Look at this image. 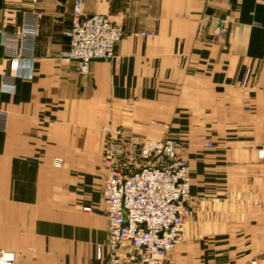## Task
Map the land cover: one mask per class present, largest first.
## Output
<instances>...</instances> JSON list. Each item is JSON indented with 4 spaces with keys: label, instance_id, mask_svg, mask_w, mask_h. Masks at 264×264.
<instances>
[{
    "label": "crops",
    "instance_id": "obj_1",
    "mask_svg": "<svg viewBox=\"0 0 264 264\" xmlns=\"http://www.w3.org/2000/svg\"><path fill=\"white\" fill-rule=\"evenodd\" d=\"M74 3L0 0V250L17 248L15 264H102L96 245L107 243L108 218L98 167L110 121L187 144L193 195L244 191V200H214L235 208L228 237L264 239V0H83L85 15L105 14L126 32L116 56L87 73L60 57ZM8 7L15 25L40 14L33 60L23 62L32 74L15 77L14 92L2 86ZM14 238L27 241L18 247ZM253 249L230 262H246Z\"/></svg>",
    "mask_w": 264,
    "mask_h": 264
},
{
    "label": "built area",
    "instance_id": "obj_2",
    "mask_svg": "<svg viewBox=\"0 0 264 264\" xmlns=\"http://www.w3.org/2000/svg\"><path fill=\"white\" fill-rule=\"evenodd\" d=\"M82 4L83 0H75L73 23L66 31L70 45L61 57L76 60L80 70L86 72L93 60L114 56L125 32L103 14L85 15ZM31 16L26 25L5 33L7 61L11 69L17 70V76L32 74L23 73V62L33 60L40 14ZM10 19L6 11L4 27L11 25ZM14 78L10 71L3 75L4 92H14ZM0 115L3 117L4 113ZM131 145L129 154L122 144L112 145V149L131 157L124 166H131L136 151L146 164L134 171L111 165L102 187L108 239L104 247L98 248L97 258L102 264H172L168 256L182 242L186 220L192 213L189 164L176 156V140L146 138ZM16 259L14 251L0 250V264H15ZM249 264L259 263L252 259Z\"/></svg>",
    "mask_w": 264,
    "mask_h": 264
},
{
    "label": "rangeland",
    "instance_id": "obj_3",
    "mask_svg": "<svg viewBox=\"0 0 264 264\" xmlns=\"http://www.w3.org/2000/svg\"><path fill=\"white\" fill-rule=\"evenodd\" d=\"M38 1L39 0L36 1L34 0V2H38ZM8 8L9 9H7V11H9V15L11 16L10 22L11 25L14 26L13 32H15V29L17 27L23 25H15L14 11L11 7ZM107 17L110 19L109 16ZM215 33L219 36H222L226 32L222 31V29H217L215 30ZM142 34L153 35L154 32H143ZM125 36H126V32L124 37ZM116 48L113 57L109 59H95V60H104V61L112 60L116 56ZM65 51L66 50H64L63 52ZM5 58L6 60H8L7 55ZM70 61H75L78 64V68H79V63L76 60H70ZM90 66L88 71L86 72H82L80 68L79 71L82 73H87L90 70ZM7 71H10L11 74L17 77V70L13 67L11 69V67L9 66L4 70L2 76ZM0 114L2 113L0 112ZM146 138H151V137H148L147 135L141 133L126 132L120 126H118L117 124H113V122L110 121L109 126L106 127L104 131V139L102 143V158H101L100 166L98 167L101 170L102 183L100 189L102 193H103L102 190L103 182L106 179L110 167L113 163L119 165L120 167L122 166L124 170H132V171L141 168L146 164V162L143 159L138 158V156L136 155L137 153L136 151L133 152L134 157L132 159L131 166L128 167L124 166V164L128 162L127 159H130L131 157H124L123 155L125 154L116 153L115 151H113L112 145H118V144L124 145L125 152L129 154L131 153L130 149H133L131 145L132 142L139 143ZM152 139L177 141L179 146H178V150L176 151V156L181 159H185L188 162L189 174L192 184L193 165L191 159L188 157L186 153L187 144L182 143L180 139L175 137L152 138ZM206 147H213V142L211 141L206 142ZM263 151H264V147H261L257 150V155L259 159H264V156L262 155ZM61 164H62V160L58 159L56 161V166H60ZM218 197L224 198V202H225V200L228 201L230 199H243L246 197V193L244 191L235 192L233 190L232 191L226 190L223 191L221 194L217 195L215 192L210 190V191H204L203 194L197 196L195 194L193 195L192 185H191L190 208L192 210V213L186 220V226L184 229L182 242L179 245H177L170 252L168 256V259L172 264H234L235 262H230V260H232L233 257H236L235 255L244 258L243 254H246L247 256V254L251 252L252 247H254L253 254L248 258V260H246V262L242 264H249V262L252 259H256L259 264H262V260H264V239L251 240V239L228 237L229 235L234 234L235 232V226L233 223L235 213L230 212L231 210L233 211L235 208L231 209L228 206V204L219 206L218 201H214ZM86 208H89L90 211H92L91 206H86L83 208V210L86 211ZM237 209H238L237 214L239 215L244 214L245 210H249V208H244V207H239ZM252 210L254 214L256 213L257 215H259L261 212V208H252ZM219 212L222 214L221 218L224 219L221 223H219L218 221ZM218 235H227V237L221 238L218 237ZM24 241L27 240L14 238V245H17L19 247L18 244H22ZM100 246L104 247L105 245L103 244L96 245V256H97V250ZM16 249L17 248H14V250L12 251L15 252Z\"/></svg>",
    "mask_w": 264,
    "mask_h": 264
}]
</instances>
